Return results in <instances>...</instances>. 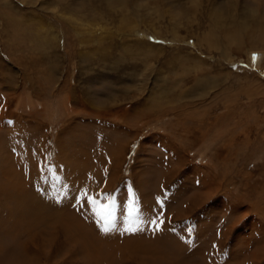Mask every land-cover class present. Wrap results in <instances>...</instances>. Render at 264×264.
<instances>
[{"label": "rangeland", "instance_id": "1", "mask_svg": "<svg viewBox=\"0 0 264 264\" xmlns=\"http://www.w3.org/2000/svg\"><path fill=\"white\" fill-rule=\"evenodd\" d=\"M263 28L264 0H0V264H264ZM49 168L42 202L160 199L163 233L26 217Z\"/></svg>", "mask_w": 264, "mask_h": 264}, {"label": "snow or ice", "instance_id": "2", "mask_svg": "<svg viewBox=\"0 0 264 264\" xmlns=\"http://www.w3.org/2000/svg\"><path fill=\"white\" fill-rule=\"evenodd\" d=\"M255 55L253 61L255 62ZM11 123V121H9ZM43 171V169H42ZM49 173H53L52 168L48 169ZM53 188H57L63 182L54 173L50 179H46ZM62 190V189H60ZM38 194L43 198L47 195L46 189H37ZM106 195V194H101ZM134 194L129 193V196ZM107 203H100L98 196L92 195L87 189L78 190V194L73 197L71 207L76 211H82L89 208L92 215L96 217L94 223L100 233L109 235L119 233L121 236L128 235L134 236L150 231L153 236L163 233L165 220L163 219L165 208L164 202L157 199L156 204L158 209L153 211L156 213L151 218H145L139 206L136 205L134 199H130L127 206V216H117L118 204L114 197L107 196ZM68 200V195L65 193L63 196L59 195V191L52 196V202L57 205L63 206V201ZM88 219V217H84ZM174 231V229H173Z\"/></svg>", "mask_w": 264, "mask_h": 264}, {"label": "bare ground", "instance_id": "3", "mask_svg": "<svg viewBox=\"0 0 264 264\" xmlns=\"http://www.w3.org/2000/svg\"><path fill=\"white\" fill-rule=\"evenodd\" d=\"M107 1H110V0H107ZM114 1H124V0H114ZM123 22V21H122ZM257 23V22H256ZM126 23H124V25H125ZM123 25V26H124ZM126 25H129V24H126ZM130 26V25H129ZM263 26V25H262ZM263 34H264V28H263ZM137 32V31H136ZM144 37V36H143ZM143 37H142V39H143ZM257 38H259V37H257ZM235 41H237V38H235ZM261 41V42H260ZM259 43H263L264 44V37L261 39V40H259L258 41ZM258 43V44H259ZM257 46V45H256ZM259 46V45H258ZM260 46H261V44H260ZM262 46H264V45H262ZM261 46V47H262ZM256 48V47H255ZM262 50V49H261ZM251 52V51H250ZM253 55V54H252ZM256 56V55H255ZM252 59H253V57H252ZM260 59V58H259ZM249 60V59H248ZM255 60H258L257 58L255 59ZM250 61V60H249ZM253 62V61H252ZM259 62H260V60H259ZM256 63H257V61H256ZM2 161L4 162V159H2ZM10 170V169H9ZM52 174V173H51ZM8 177H10V179H9V182L8 183H11L10 185L15 189V190H19V185H15V183L13 182L14 180H12L13 178H14V175H12L11 173H8ZM42 176V175H41ZM24 177V176H23ZM12 178V179H11ZM26 177H24V179H25ZM48 178H51V176H49ZM47 178V179H48ZM65 178H66V180H67V182H68V180H70V177H66V172H65ZM8 179V178H7ZM37 179V178H36ZM40 179V178H39ZM39 179H37V182H35V184L36 185H38V186H40V187H43V186H45V188L44 189H46L47 191H49L48 193H51L52 194V192H51V187H52V185L50 184V183H46V185L44 184H42L43 182H41V180H39ZM41 179H43V178H41ZM45 180V179H44ZM33 181H34V179H33ZM36 181V180H35ZM63 182H64V180H62ZM34 184V183H33ZM42 185V186H41ZM72 185V184H71ZM70 185V186H71ZM24 188H26L25 189V192H23V191H20V194H19V197H20V199H21V205H20V207L22 208V210H23V212H24V210L27 208V210H26V213H25V216H27V215H29V216H33V215H35V214H39V213H43V212H45V210H46V212H49V214H52L53 212H58V209H59V213L57 214L59 217H64L63 219H62V223H63V228H65L66 230H70V231H73V233H74V230L77 228L78 229V232L79 233H81V231L83 230H79L81 227H80V225H77L78 224V220H77V217L76 216H74L73 214H75L74 213V211H73V209H70L69 208V206H71V205H69V204H67V202L69 201V200H65L64 201V204H63V206H58V205H54L53 204V202H52V196H50L48 199H47V197H46V200L44 201L43 200V202L41 201V198L39 197V195H38V193L36 192V191H34V189H35V187H32L31 188V186L29 185V182H28V184L25 186L24 185ZM34 188V189H33ZM53 188V187H52ZM77 188V187H76ZM14 189H13V191H14ZM54 189V188H53ZM71 189H72V186H71ZM22 190V189H21ZM15 192V191H14ZM72 192H73V190H72ZM65 193H67V195H68V198H70V195L69 194H71L70 193V190H68L67 191V189H64V193H63V195L65 194ZM48 195V194H47ZM63 195H61V196H63ZM74 196V195H73ZM76 196V195H75ZM43 199V198H42ZM73 199V198H72ZM71 199V200H72ZM70 203V202H69ZM1 204V203H0ZM8 207V206H7ZM16 207V206H15ZM16 208H18V207H16ZM16 210V209H15ZM9 212V211H8ZM13 212H14V209H13ZM19 213V212H18ZM36 217V216H35ZM75 217H76V219H75ZM30 218V217H29ZM44 217H42V219H43ZM80 218V217H79ZM12 219V218H11ZM22 219V218H21ZM20 219V220H21ZM71 219H73V222H70L69 220H71ZM9 220V221H8ZM8 220H4V222H3V220H1V222H0V228L2 227V226H7V227H10V226H13V224H17V223H15V221H13V220H10L9 218H8ZM18 221H19V219H17ZM27 220V219H26ZM45 220V219H44ZM12 221V222H11ZM82 220H80V222H81ZM83 222V221H82ZM19 223V222H18ZM76 223V224H75ZM83 224H85V223H83ZM42 225V224H41ZM54 225V224H53ZM82 225V224H81ZM15 226V225H14ZM17 226H18V224H17ZM36 226V225H35ZM47 226H48V224H47ZM82 226H84V225H82ZM86 226H87V224H86ZM37 227H38V225H37ZM79 227V228H78ZM62 228V229H63ZM45 230V229H44ZM77 231V230H76ZM84 233H86L85 231H83ZM89 233H91V231H89ZM74 235H78V234H74ZM90 235V234H89ZM68 235H66V237H67ZM92 236V235H91ZM70 237V236H69ZM79 237V236H78ZM87 237L88 236H80L79 237V240L80 241H82V244H83V242H85V241H90L91 239L90 238H88V240H87ZM74 237L72 236V239H73ZM85 240V241H84ZM141 240V239H140ZM0 242H1V240H0ZM92 242V241H91ZM81 244V245H82ZM84 245V244H83ZM129 245V244H128ZM86 250V249H85ZM4 261L5 262H7V260L6 259H4ZM99 264V263H98Z\"/></svg>", "mask_w": 264, "mask_h": 264}, {"label": "crops", "instance_id": "4", "mask_svg": "<svg viewBox=\"0 0 264 264\" xmlns=\"http://www.w3.org/2000/svg\"><path fill=\"white\" fill-rule=\"evenodd\" d=\"M4 169H5V168H4ZM25 186H26V185H25ZM23 213H24V215H25V213H26V210H24V212H23ZM28 216H29V215H27L26 217H28ZM14 221H15V220H14ZM10 227H12V226H10Z\"/></svg>", "mask_w": 264, "mask_h": 264}]
</instances>
